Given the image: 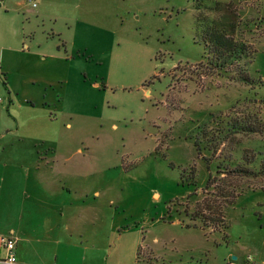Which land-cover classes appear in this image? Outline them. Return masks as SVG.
I'll return each instance as SVG.
<instances>
[{"label": "rangeland", "instance_id": "374dc122", "mask_svg": "<svg viewBox=\"0 0 264 264\" xmlns=\"http://www.w3.org/2000/svg\"><path fill=\"white\" fill-rule=\"evenodd\" d=\"M35 1L0 3V55L12 66L0 67V113L36 144L40 170L53 150L65 158L58 199L82 230L59 246L66 264H225L232 252L264 264V176L236 181L218 226L197 217L215 199L203 187L217 166L264 148V135L224 137L231 117L264 120V0ZM210 25L255 50L253 87L236 80L237 61L209 73ZM13 169L23 185L26 168ZM36 169L29 189L40 195Z\"/></svg>", "mask_w": 264, "mask_h": 264}, {"label": "crops", "instance_id": "0c3cea01", "mask_svg": "<svg viewBox=\"0 0 264 264\" xmlns=\"http://www.w3.org/2000/svg\"><path fill=\"white\" fill-rule=\"evenodd\" d=\"M5 2L7 3V0H0L1 4ZM28 2L32 5L36 3L35 0H28ZM36 6L37 4L34 7ZM0 67L6 71L12 67L4 61L2 53ZM4 74L6 79V73ZM6 89L8 102L13 103L17 92L9 85ZM20 133L16 116L14 117L10 112L6 116L0 113V259L7 255L1 246V238L10 236L16 241V261L3 264H66V260L60 257L59 246L63 240H67V237H70V241H74L73 234L81 238L82 230L81 226H69L65 210L66 203L58 199L64 194L65 189L64 174L67 170L65 158H59L53 150L50 155L44 156L46 168L43 171L40 170L38 164L40 159L37 160L35 152L36 144L24 143ZM18 166L26 168L23 185L14 173L13 168ZM34 166L38 167L34 173L38 174L42 187L43 193L40 195H36L37 192L29 189L30 168ZM1 168L5 170L2 171ZM49 217L53 218L54 222L43 226ZM138 249L140 252V244ZM232 255H236V259L233 260L238 261V254L232 252ZM136 258L138 259V256ZM229 259H232V256L225 264ZM244 259L245 256L241 262H244ZM84 261L85 257L82 256L74 263L94 264L92 258Z\"/></svg>", "mask_w": 264, "mask_h": 264}, {"label": "trees", "instance_id": "16d2710c", "mask_svg": "<svg viewBox=\"0 0 264 264\" xmlns=\"http://www.w3.org/2000/svg\"><path fill=\"white\" fill-rule=\"evenodd\" d=\"M201 40L204 56L206 58L210 57L209 63L212 69L209 73H212L213 70L218 71V73H227L228 71H231L229 67L233 61H237V65L242 63L241 65L243 67L237 66L234 69L236 80L246 85L254 86L255 79L250 76L245 66L247 63L246 60L253 57L252 55L255 52L254 49L246 43H237L233 36L228 34L224 28H217L213 25L203 28ZM175 69H178V67L176 66ZM0 76H2L3 83L6 84L5 74L0 72ZM225 125L226 133L224 134V137H232L236 133L264 135V120L256 114L247 113L242 117H231L227 120ZM202 134L203 136H206L207 132L203 130ZM216 136L217 135H215V137L213 136V142L218 138V136ZM219 137L221 138V136ZM228 143L232 145L231 149L234 148L232 141H229ZM208 149L210 150V147ZM214 151H216V149L212 150V152ZM229 155L232 156V152ZM227 158L230 159V157H224L226 162L229 161ZM241 159V162L230 168L227 166L224 168L217 166L215 175L208 178L203 189L206 190L212 187L210 193H212V196L215 199L210 200L205 198L201 204L197 205V208L200 211L199 216H196L201 218L202 221H212L215 226H218L219 221L223 220L224 217L222 206L226 203L232 202L241 193V190H237L238 184L236 181L245 176H264V148L259 150H253L252 148L244 149ZM217 198L219 200H216ZM211 201L214 203H210ZM221 203H223V205ZM206 211H208L210 215L208 218L204 214Z\"/></svg>", "mask_w": 264, "mask_h": 264}, {"label": "built area", "instance_id": "2783aa9c", "mask_svg": "<svg viewBox=\"0 0 264 264\" xmlns=\"http://www.w3.org/2000/svg\"><path fill=\"white\" fill-rule=\"evenodd\" d=\"M31 1V0H29ZM33 5H36L33 3ZM1 246L2 248L6 251V257L3 259H0V264L3 263H14L16 261V256H15V246H16V241L14 238L10 236H3L1 238ZM226 264H262L258 262L257 260L253 259L251 256H245L244 262H238L236 260L230 259Z\"/></svg>", "mask_w": 264, "mask_h": 264}, {"label": "water", "instance_id": "95a60500", "mask_svg": "<svg viewBox=\"0 0 264 264\" xmlns=\"http://www.w3.org/2000/svg\"><path fill=\"white\" fill-rule=\"evenodd\" d=\"M232 259H236V255H232Z\"/></svg>", "mask_w": 264, "mask_h": 264}]
</instances>
